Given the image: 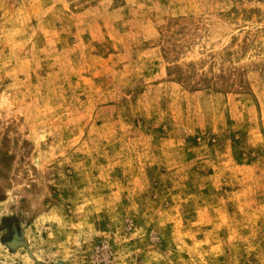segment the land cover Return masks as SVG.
I'll use <instances>...</instances> for the list:
<instances>
[{"label":"rangeland","instance_id":"374dc122","mask_svg":"<svg viewBox=\"0 0 264 264\" xmlns=\"http://www.w3.org/2000/svg\"><path fill=\"white\" fill-rule=\"evenodd\" d=\"M0 264H264V0H0Z\"/></svg>","mask_w":264,"mask_h":264}]
</instances>
